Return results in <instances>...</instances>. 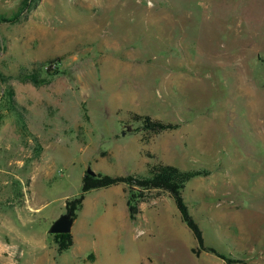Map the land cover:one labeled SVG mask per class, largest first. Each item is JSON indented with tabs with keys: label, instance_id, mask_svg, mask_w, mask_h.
I'll list each match as a JSON object with an SVG mask.
<instances>
[{
	"label": "rangeland",
	"instance_id": "obj_1",
	"mask_svg": "<svg viewBox=\"0 0 264 264\" xmlns=\"http://www.w3.org/2000/svg\"><path fill=\"white\" fill-rule=\"evenodd\" d=\"M133 113L177 127L146 134ZM156 162L210 170L182 192L205 244L264 264V0H0V257L226 264L192 253L164 192L146 200L165 226L139 232L124 183L85 194L75 244L56 252L48 229L88 168L146 175Z\"/></svg>",
	"mask_w": 264,
	"mask_h": 264
},
{
	"label": "trees",
	"instance_id": "obj_2",
	"mask_svg": "<svg viewBox=\"0 0 264 264\" xmlns=\"http://www.w3.org/2000/svg\"><path fill=\"white\" fill-rule=\"evenodd\" d=\"M58 62V58L49 61V67L51 64L56 65ZM37 74V71H33L26 77H28L33 82H38ZM131 118L141 122L139 128L145 131L146 134H157L164 130L177 127L176 124L163 122L159 119H153L148 115L133 113L131 114ZM145 138H148V136ZM147 155L153 156L149 152H147ZM209 174H211V171L206 168L180 169L176 166L162 162L148 163L146 175L128 174L125 176H111L100 172H97L95 176L86 174L82 177L80 193L65 200V212L69 211L70 215L75 218L76 212L81 207L85 194L88 191L124 183L127 187L126 205L128 207L129 217L130 219L134 220L136 218V214L139 212V202L144 201L147 198L149 192H164L172 198L179 212L181 220L191 230L195 238L196 245L191 248L193 254L199 255L202 252H208L218 256L224 260L226 264L243 263L244 260L242 258L218 252L213 246L205 244L202 230L191 215L189 208L183 198L182 190L188 181L197 177L207 176ZM51 236L56 245L57 253L67 250L73 243L71 232L56 233L51 234Z\"/></svg>",
	"mask_w": 264,
	"mask_h": 264
},
{
	"label": "crops",
	"instance_id": "obj_3",
	"mask_svg": "<svg viewBox=\"0 0 264 264\" xmlns=\"http://www.w3.org/2000/svg\"><path fill=\"white\" fill-rule=\"evenodd\" d=\"M33 178V177H32ZM117 184L115 185H112V186H109L108 188H115L113 186H116ZM126 185L125 187L122 188V191H123V197H124V201H125V204H126V198H127V191H126ZM184 189V188H183ZM183 192V190H182ZM167 194V193H166ZM183 195V194H182ZM168 196V194H167ZM184 198V197H183ZM147 199V198H146ZM144 200V201H141L139 202L138 204V208H139V212L136 214V218L134 220L130 219L129 217V213H128V207H127V218L129 220V223L130 224H137L138 222V227H140V231L139 232H143V233H146L149 229H153V228H157L159 226H163L164 224L159 220V216L161 215L160 213L162 212V207L159 206L158 204V199H150V201H147V200ZM84 201H85V198L82 202V205L81 207L78 209L80 210L83 206H84ZM37 208H35L36 210ZM77 210V211H78ZM125 215V213H124ZM74 222V220H73ZM73 224V223H72ZM129 224V226H130ZM165 226V225H164ZM143 227V228H142ZM71 233H72V239H73V243L71 246H73L75 244V235L74 233L72 232L71 230ZM142 233V234H143ZM46 245L43 244V247L42 246H39L41 248H44ZM70 246V247H71ZM40 248V249H41ZM16 252L18 251V248L16 247ZM13 253V251L11 250V253L10 255H6L3 259V257L1 256L0 258V264H18V252L17 253ZM53 253H45L44 255L43 254H40V256H43L44 259L48 258L50 255H52ZM54 257V255L52 256V258ZM92 259H95V256H92L91 257ZM45 259V260H46ZM38 259H36L35 262H37Z\"/></svg>",
	"mask_w": 264,
	"mask_h": 264
},
{
	"label": "water",
	"instance_id": "obj_4",
	"mask_svg": "<svg viewBox=\"0 0 264 264\" xmlns=\"http://www.w3.org/2000/svg\"><path fill=\"white\" fill-rule=\"evenodd\" d=\"M89 174L92 176L96 175V172L88 168L84 175ZM74 218L70 215V212H64L59 217H57L50 225L48 229L49 234L56 233H67L71 232V227Z\"/></svg>",
	"mask_w": 264,
	"mask_h": 264
}]
</instances>
